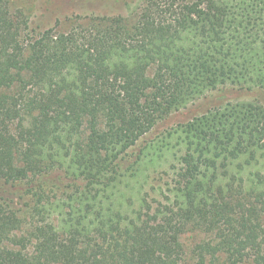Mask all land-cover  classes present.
<instances>
[{
    "label": "trees",
    "instance_id": "1",
    "mask_svg": "<svg viewBox=\"0 0 264 264\" xmlns=\"http://www.w3.org/2000/svg\"><path fill=\"white\" fill-rule=\"evenodd\" d=\"M129 12L36 30L0 0V264H264V104L145 142L215 91L264 92V0Z\"/></svg>",
    "mask_w": 264,
    "mask_h": 264
},
{
    "label": "rangeland",
    "instance_id": "2",
    "mask_svg": "<svg viewBox=\"0 0 264 264\" xmlns=\"http://www.w3.org/2000/svg\"><path fill=\"white\" fill-rule=\"evenodd\" d=\"M142 0H11L13 8L22 10L29 18V26L36 30H44L56 26L59 32L67 31L70 20L75 17L88 14L95 15H122L127 16ZM234 99H258L264 104V92L253 89L244 90L231 88L215 91L197 101L189 103L185 108L171 114L163 120L149 135L145 142L151 141L163 130L178 123H184L197 116L211 106H216ZM144 145V144H143ZM264 159V158H263ZM262 173L264 175V160L261 161ZM160 171V170H158ZM162 173H154L153 185H161ZM151 198L154 196L151 194ZM202 236L187 234L182 238L185 250L189 252L191 247L200 241Z\"/></svg>",
    "mask_w": 264,
    "mask_h": 264
}]
</instances>
